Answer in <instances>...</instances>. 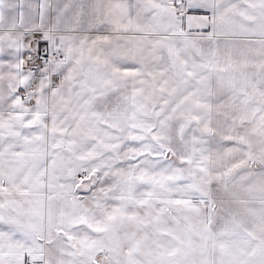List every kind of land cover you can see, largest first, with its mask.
<instances>
[{
	"label": "snow or ice",
	"instance_id": "snow-or-ice-1",
	"mask_svg": "<svg viewBox=\"0 0 264 264\" xmlns=\"http://www.w3.org/2000/svg\"><path fill=\"white\" fill-rule=\"evenodd\" d=\"M0 264H264V0H0Z\"/></svg>",
	"mask_w": 264,
	"mask_h": 264
}]
</instances>
